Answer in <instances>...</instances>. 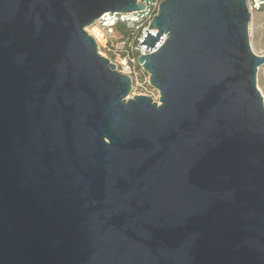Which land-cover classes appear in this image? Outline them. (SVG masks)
<instances>
[{
	"label": "water",
	"instance_id": "obj_1",
	"mask_svg": "<svg viewBox=\"0 0 264 264\" xmlns=\"http://www.w3.org/2000/svg\"><path fill=\"white\" fill-rule=\"evenodd\" d=\"M247 5L159 4L138 59L157 105L84 30L142 3L0 0V264H264Z\"/></svg>",
	"mask_w": 264,
	"mask_h": 264
},
{
	"label": "built area",
	"instance_id": "obj_2",
	"mask_svg": "<svg viewBox=\"0 0 264 264\" xmlns=\"http://www.w3.org/2000/svg\"><path fill=\"white\" fill-rule=\"evenodd\" d=\"M136 2L144 5L142 10L112 13V16L110 12H106L84 30L95 40L98 54L108 59L119 73L130 79L131 90L128 98L150 97L152 102L160 105V92L150 84V74L144 70L143 64H140L138 59L141 55L152 53V50L139 46V43L146 30L155 33V30H149L148 27L163 0H136ZM261 3V0H246L249 13L252 14L257 10ZM93 27L100 33L99 38L91 33ZM256 54L263 55L264 51Z\"/></svg>",
	"mask_w": 264,
	"mask_h": 264
},
{
	"label": "rangeland",
	"instance_id": "obj_3",
	"mask_svg": "<svg viewBox=\"0 0 264 264\" xmlns=\"http://www.w3.org/2000/svg\"><path fill=\"white\" fill-rule=\"evenodd\" d=\"M261 1L262 3L260 4V7L257 10L253 11L252 14H250V21L248 25V34L250 35L249 43L250 46L252 43L253 49L256 53L264 51V0ZM256 86L259 91L260 87L264 92V66L260 67L258 70ZM127 98L128 95L125 97V99Z\"/></svg>",
	"mask_w": 264,
	"mask_h": 264
},
{
	"label": "bare ground",
	"instance_id": "obj_4",
	"mask_svg": "<svg viewBox=\"0 0 264 264\" xmlns=\"http://www.w3.org/2000/svg\"><path fill=\"white\" fill-rule=\"evenodd\" d=\"M89 29V28H88ZM90 30V29H89ZM91 31V33L94 35V37H97V38H99L100 37V33L98 32V30L95 28V27H93V29L92 30H90ZM251 48L253 49V46H252V43H251ZM253 51H254V49H253ZM255 52V51H254ZM256 53V52H255ZM259 87V86H258ZM259 89H260V91H261V93H262V95H263V98H264V92L262 91V89L259 87Z\"/></svg>",
	"mask_w": 264,
	"mask_h": 264
}]
</instances>
